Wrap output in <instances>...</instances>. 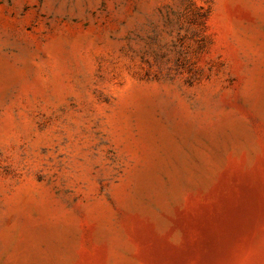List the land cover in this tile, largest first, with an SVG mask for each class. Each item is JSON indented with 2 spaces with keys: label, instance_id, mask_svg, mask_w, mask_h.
I'll return each mask as SVG.
<instances>
[{
  "label": "rangeland",
  "instance_id": "374dc122",
  "mask_svg": "<svg viewBox=\"0 0 264 264\" xmlns=\"http://www.w3.org/2000/svg\"><path fill=\"white\" fill-rule=\"evenodd\" d=\"M0 264H264V0H0Z\"/></svg>",
  "mask_w": 264,
  "mask_h": 264
}]
</instances>
